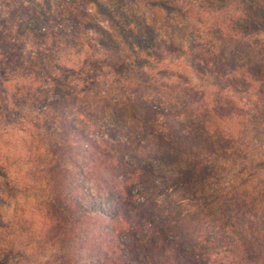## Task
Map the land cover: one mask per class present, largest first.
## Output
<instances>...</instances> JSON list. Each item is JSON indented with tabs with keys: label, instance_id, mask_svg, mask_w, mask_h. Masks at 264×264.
<instances>
[{
	"label": "trees",
	"instance_id": "16d2710c",
	"mask_svg": "<svg viewBox=\"0 0 264 264\" xmlns=\"http://www.w3.org/2000/svg\"><path fill=\"white\" fill-rule=\"evenodd\" d=\"M62 2L63 0L59 7L65 11ZM27 4L24 0H0V24L12 20L13 31L26 39L32 38L33 44L38 46L40 59L45 61L49 54L47 46L43 45L50 39L57 38L58 33L65 34L68 31L67 22L63 17L64 13L49 11L53 8L50 0H27ZM169 9H173V6L170 5ZM176 9L180 10L179 7ZM258 10L259 6L250 5L249 10L237 19L238 31L243 28L249 32L252 28L259 27L256 15ZM139 24V31L131 32V35L137 47H143L137 55L141 58L144 55L146 57L149 46H155L158 38L154 35V29L151 30L146 23ZM210 28L217 30L220 27L211 25ZM186 29L187 27L178 26V33L171 38L179 36L188 40L191 30ZM227 29L224 28L223 31ZM144 31L151 32V35L144 36ZM227 35L225 32L221 37L227 38ZM42 37L44 41L41 40ZM193 37L189 38L196 43L192 46L197 55L193 60H198L201 64L208 53L204 44L209 41V35H198V41H195L198 39L196 35ZM15 41L16 38H4L0 42V50L2 48L6 51L3 55L5 54V59L11 58L12 65H25V61H18L15 51L8 53ZM171 41L165 40L166 45L172 50L183 51L182 44L176 46ZM127 42L131 44L132 41ZM230 43H234L233 47L237 49L234 38L230 39ZM229 48L226 44L222 60ZM211 56L215 63L216 56ZM149 59L148 57V61ZM238 59V53L231 51L229 75L221 71L220 74H225L224 77L214 76L220 90L230 93L228 106H225L223 100L216 98L221 94L223 96L222 92H211L210 96H214L212 104H209V99L204 98L193 113L194 119L137 92L134 95L124 94L123 101L115 103L110 99L109 105L103 102L100 111H107L111 120L118 124V129L127 127L125 118L151 129L157 123L158 116H167L169 119L167 132L159 131L158 128L152 132L159 139V143L156 141L159 144V154L154 155L148 166L141 171L126 165L124 167L111 147L104 148L107 143L103 145L96 139H106L104 133H96V128L102 127V119L95 117L96 113L92 119L93 114L89 110L85 111L84 107L78 109L80 117L76 121L75 117L70 120L66 106L70 102L68 95L72 87L65 79L61 80L56 76L52 78L54 85L46 88L47 84L42 79L34 81L27 74L30 82L17 89L15 102L10 99L6 81H0V119H6L13 127L20 126L19 132L31 137L29 143H35L37 136L43 142L41 133H44L47 141L59 137L56 147H70L77 142L80 147L81 143L85 145L78 155L88 160V163H80L75 167L81 176L78 190L71 182L69 167L63 165L62 161L55 162V166L50 169L51 207L46 209L43 225L61 242L65 260L62 264H82L83 256L87 255L89 258L94 253L97 254L98 264H264V143L260 144L262 150L252 152V145L264 134V60L258 61L247 55L240 59H247V62L238 65ZM0 61L2 75L9 80V69L4 67L6 60ZM135 63L136 61H132V64ZM200 64L198 66L201 71L213 74L214 65L211 66L208 60L205 61V66ZM38 93L44 97H37L33 101L37 110L20 121L21 113L15 117L16 109L30 105L25 101L26 97H35ZM75 94L72 92V95ZM48 95H52L55 101L49 102L46 99ZM7 114H11V117L7 118ZM56 126L63 129L61 135L56 131ZM73 132H77L75 141L72 138ZM77 134L80 136L78 140ZM112 138L118 139L116 133ZM43 148L41 144V150ZM200 148H207L211 155H230V161L234 163L239 159L252 162L249 165L242 163L241 170L247 173L242 172L244 175L238 176L242 177L241 181L231 183L230 191L221 194L212 180L217 178L218 168L222 167L211 160L206 163L195 161L198 156L194 151ZM167 162L181 163L169 168L171 178L176 181L172 187L191 193L193 198L189 201L196 208L203 202L204 207L198 208L201 212L193 215L192 219L178 206L177 211L172 212L148 209L151 205L160 207L159 202L172 199L175 195L167 189H159L158 185L161 177L156 175V170H167L166 165L159 164ZM145 168L150 172H145ZM120 176L124 178L119 181ZM82 193H85L91 203L101 205L102 200L111 202L113 209L111 212L92 207L82 209L79 197ZM166 202L168 204V200ZM174 206L172 204V208ZM37 210L40 212L41 207ZM8 260L5 258L0 264H9Z\"/></svg>",
	"mask_w": 264,
	"mask_h": 264
},
{
	"label": "rangeland",
	"instance_id": "374dc122",
	"mask_svg": "<svg viewBox=\"0 0 264 264\" xmlns=\"http://www.w3.org/2000/svg\"><path fill=\"white\" fill-rule=\"evenodd\" d=\"M24 1L27 4V0ZM61 1L50 0L53 8L49 11L55 14L64 13L68 31L65 34L58 33L57 38L50 39L46 45H43L47 46V54H49V58L45 61L40 59L38 46L33 44L32 38L26 39L20 33L13 31L12 20L0 24V42L6 37L16 38L17 41L12 43L13 47L9 46L8 53L15 51L18 61L21 63L25 61V65L19 63L12 65L11 58L5 59L3 53L6 51L1 48L0 60H6L4 67L9 69L7 76L9 80L2 75L0 69V81H6L10 99L15 102L17 89L30 82L28 75L34 81L42 79L43 83L47 84L46 88L54 85L52 78L56 76L61 80L65 79L72 87L68 95L70 102L66 106L70 120L75 117L74 121H76L80 117L78 109L84 107L85 111L89 110L88 112L93 114L92 119L96 113L95 117L102 119L100 122L102 127L96 128V133H104L106 137L103 139L96 136V139L103 145L107 143L104 148L111 147V151L124 167L126 165L141 171L148 166L154 155L159 154V144H157L159 139L154 137L152 132L156 128L167 132L169 119L167 116H158L152 130L125 118L127 127L118 129V124L111 120L108 112L100 111L104 101L108 103L111 99L116 103L124 100V94L134 95L137 92L145 98L171 107L170 109L182 113L185 117L194 119L193 113L205 100L204 98L209 99V104H212L214 96H210L211 92H222L224 95L221 94L216 98H220L225 106H228L230 93L220 90L214 76L224 77L225 74L221 75V71L229 75L228 61L231 51L237 52L240 59L248 55L258 61L264 60V0H73L72 2L63 0L65 11L59 7ZM252 4L259 6V10L256 11L259 27L252 28L249 32L243 28L238 31L237 19L246 13ZM170 5L173 9H169ZM176 7L180 10L178 11ZM139 22L146 23L151 30L154 29V35L158 38L155 46H149V52L145 53L146 57L144 55L141 58L137 55L143 47L138 48L131 35V32L139 31ZM209 25H217L220 28L216 30ZM178 26L187 27L186 31L191 30L188 40L179 36L171 38L178 33ZM224 28L228 29L223 31ZM225 32L228 37H221ZM207 34L209 41H206L204 46L208 48V53L200 64L198 60H193L197 55L192 46L196 43H193L194 39L189 38H194V35L198 38V35ZM148 35H151V32L144 31V36ZM127 38L129 42L132 41L131 44L127 42ZM231 38H234L237 49L233 47L234 43H230ZM41 40L44 41V37ZM165 40L167 42L172 40L171 42L176 46L182 44L183 51L172 50L166 45ZM198 40L199 38L195 39ZM226 44L230 48L226 49L227 55L222 60V51ZM211 55L216 56L215 63ZM240 59L237 60L238 65L247 62V59L241 61ZM206 60L211 66L214 65L213 74L199 69L198 64L205 66ZM132 61L136 63L132 64ZM72 92L76 93L75 96ZM37 97L41 99L44 96L41 93L35 94V97L27 96L25 101L30 105L17 108L15 117L21 113L20 121H23L32 115V111L37 110L33 106V101ZM46 99L49 102L55 101L52 95H48ZM7 115V118L11 117V114ZM12 125L6 119H0V261L7 258L9 264H62L65 260L61 242H58L56 235L50 233L43 225V216L51 207V204L49 205L50 169L55 166V162L62 161L63 165L69 167L71 182L78 190L81 176L75 167L80 163L82 165L88 163V160L78 155L85 145L81 143L80 147L77 142L70 147L68 145L56 147L59 137L47 141L44 133H41L43 142H40V137L37 136L35 143H29L31 137L19 132L20 126ZM56 131L60 135L64 132L57 126ZM76 133L73 132L74 141ZM115 133L118 139L112 138ZM79 137L78 135L76 140ZM39 142L44 147L43 150ZM262 143H264V134L252 145V152H256L257 149L262 150L264 147L260 146ZM194 152L197 153L198 157L195 161L198 163L211 160L222 167L218 168L217 180L212 178L213 185L221 194L230 191L231 183L241 181L242 177L238 176L247 173L241 170L242 163L249 165L252 162L239 159L234 163L230 161V155L228 157L227 154L224 156L219 153L211 155L207 148H200ZM159 164L167 167V170L162 168L156 170V175L161 177L159 189H167L175 195L172 199H166L168 204L165 200L159 202L160 207L151 205L148 209L172 212L177 211L176 206H178L192 219L193 215L201 212L198 208L204 206L203 202H200L196 208L189 201L193 198L191 193L172 187L176 181L171 178L169 168L177 167L181 163ZM145 172L148 173L150 170L145 168ZM119 178L120 181L124 176ZM210 190L215 189L210 188ZM79 197H81L82 209L92 207L107 212L113 209V205L107 200H102L101 205H98L89 202L85 193ZM175 201H178L177 204L174 203ZM172 204L175 205L173 208ZM40 207L41 211L38 212L37 208ZM96 258V253L90 254L89 258L85 255L81 258L82 264H98Z\"/></svg>",
	"mask_w": 264,
	"mask_h": 264
}]
</instances>
